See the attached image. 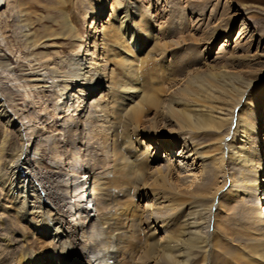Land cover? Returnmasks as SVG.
Segmentation results:
<instances>
[{
  "label": "rangeland",
  "instance_id": "rangeland-1",
  "mask_svg": "<svg viewBox=\"0 0 264 264\" xmlns=\"http://www.w3.org/2000/svg\"><path fill=\"white\" fill-rule=\"evenodd\" d=\"M125 1L137 7L136 19L146 32L144 37H148L147 40H141L145 49L135 59L137 71L134 77L124 84V87L129 86L136 91V101L143 94L135 115L124 116L120 113L119 117L113 119L112 110L108 109V98L112 95L109 96L106 89L94 97H84L82 104L87 103L88 107L84 111H76L72 107L75 98L66 99V95L59 97L61 92L56 85L61 77L51 80L49 75L52 72L43 71L42 68L45 64L58 67L63 62L62 71L71 72L75 68L73 60L76 57L87 54V58H92L101 54L103 50L100 45H104L105 41L101 40L100 30H106L114 22L112 18L120 15L119 11ZM62 2L19 0V4H13L11 1L0 10V98L4 99V105L0 107V165L6 162L9 153L20 150L19 135L16 132L20 128L27 144V153L25 157L22 156L26 165L21 170L29 171L34 185L50 192L57 201L70 194L72 196L76 190L79 192L75 195L84 197L88 183H83L90 174L94 179L97 173L106 174L117 168L116 175L121 174L120 184H125L123 187L127 193L131 190L128 194L131 196L132 222L128 229H123L126 233L122 238L127 245L124 250L131 254V264H160L159 248L148 245L155 243L159 247V242L164 241L166 234L174 232L175 227L167 226L159 230L152 218L171 219V213L176 211L175 208L173 211L168 210L167 201L161 195L185 194L194 187L199 176L197 161H193V157L187 158L181 142L176 145L172 143L171 134L179 131L176 121L180 119L171 116V109L188 110L193 102L201 106L214 103L217 108H227L228 105L218 101L211 102L210 96H202L206 95L205 92L218 97L223 95L217 82L205 76L210 74L208 71L214 73L215 69L222 68L255 83L249 90L246 107L259 100L261 103L256 114L262 116L261 122L264 121V0ZM18 10H22L21 19L27 24L26 28L30 27L31 32H35L33 47L28 44L24 36L26 32L18 23ZM100 12H103L102 17L98 15ZM103 54H106L105 49ZM103 54L100 55L102 59ZM107 60L106 54L104 62H100L108 77L109 70L115 73L117 67L114 64L110 66ZM38 72L49 88L30 87L29 76ZM99 99L102 105L95 107V101ZM172 102L181 105L172 108ZM82 121L84 124H81ZM129 121L131 124L125 128L123 123ZM6 122L15 128H6ZM119 123L123 135L115 131ZM121 137L125 140L124 150L118 152V157L112 152L113 141ZM212 137L210 135L201 139L203 144L199 146L210 159L216 157ZM261 138L264 144V124L261 125ZM37 144L43 145V149L38 150ZM262 159L264 170V156ZM118 162L121 165L119 169ZM166 166L168 174L162 183L156 169L165 171ZM230 168V165L223 166V172L217 179L218 185H222L225 173L233 172L237 175V171H234L236 169L230 171ZM83 169L89 174L81 176L77 182L73 181V177L65 176L66 170L67 174L69 171V174L79 175ZM261 178H264V172ZM65 183L67 190L63 187ZM259 184L260 192L264 190V182ZM44 191L38 192L43 199ZM113 191L114 196H117L116 192L119 191ZM151 194H156L159 199L154 200ZM69 200L72 202V197ZM49 201L53 202L50 196ZM91 203L94 204V201L87 203V210ZM259 203L264 205V201ZM8 207L0 189V242L11 243L7 248L0 244V264H18L19 258L29 250L35 255L34 251L40 250L42 242L37 239V234H32L30 223L18 220L11 211H6ZM93 210L94 207L90 215L94 214ZM229 214H226L228 222L224 228L218 230L219 238L227 246H221V251L215 250V253L210 249L203 259L198 257L192 264H255L233 258L234 254L226 249L228 246H237L235 251L231 249L233 247L229 251L239 254L247 252L238 250L247 236L241 210ZM64 219V223L70 222V215ZM120 223H124V220ZM67 227L74 240V227ZM92 231L89 234L98 243L103 237L102 231L100 227H94ZM92 240L89 239L90 242ZM24 241L30 247H22ZM98 247L96 251L90 250L91 253L84 259H89L92 264H104L103 259L108 255L107 247ZM109 248L112 249V246ZM96 256L100 259L95 260ZM256 264H264V261Z\"/></svg>",
  "mask_w": 264,
  "mask_h": 264
},
{
  "label": "bare ground",
  "instance_id": "bare-ground-1",
  "mask_svg": "<svg viewBox=\"0 0 264 264\" xmlns=\"http://www.w3.org/2000/svg\"><path fill=\"white\" fill-rule=\"evenodd\" d=\"M11 1L13 4H19V0ZM11 1L3 0L2 2L0 0V10L5 5L8 6ZM60 3H63L62 0H60ZM135 8L137 7L134 4L129 5L125 1L119 11V14L123 16L117 15V18H112L114 22H111L112 24L106 30L102 28L100 30L102 32L101 40L105 41L104 45L100 46L103 52L104 49L106 51L108 58L106 62L111 63L110 66L114 64L117 67V72L112 73V70H109L110 73L107 77L102 66L103 63L101 64L106 57L103 52L98 56L94 55L92 58H87V54L84 57H76L73 60L75 68L73 71L70 69L71 72L62 71L63 62L59 63L58 67L52 64L43 66V71L52 72L49 79L53 80V78L61 77L57 80L56 85L59 87L58 91L61 92L59 97L66 95V99L75 98L76 101L72 107L76 111L79 109L84 111L86 108L87 103L82 104L84 97L89 98L90 95L94 97L102 89H106L109 96L112 95L108 98L110 106L107 105V107L112 110L113 119L119 117L120 113L124 116L133 113L135 115V110L139 105L138 101L143 94L136 101V91H133L129 86L124 87V84L134 77L137 71L135 59L140 56L141 50L145 49L144 45L141 44V40L143 38V40H147L148 38L144 37L146 32L136 19L137 11H135ZM17 13L20 17L18 23L20 22V26H23L26 32L24 36L28 40V44L33 47L35 32H31L30 27L26 28L27 24L23 23L24 20L21 19L22 10H18ZM102 13L100 12L98 15L102 17ZM102 54L103 59L100 58ZM69 63L68 65H70ZM208 73L210 74L205 75L206 78L214 79L217 82L223 97H218L213 93L208 95L206 92V95L202 96H210L211 102L215 100L225 106L228 105V107L220 109L214 103L201 106L193 102L188 110L171 109V116L180 119V121H176L179 125V131L171 134L172 143L176 145L181 142L183 151L186 152L185 155H188L187 158L193 157V161H197L199 176H197L194 187L187 193L161 195L167 201L166 207L169 211L176 209L174 213H171L173 214L171 219L168 217L159 220L158 218H152V215L150 216L159 230L164 227L167 228V226L175 227L174 232L166 234L164 241L159 242V247L155 243H149L148 245L159 248L157 250L160 253L158 255L160 264H192L198 257L203 259L210 249L213 253H215V250L221 251V246L226 244L222 243L219 238L218 230L224 228L225 223L228 222L226 214L230 216L229 213L233 214L237 209L241 210L242 221L246 224L243 225L244 231L247 235L243 245L238 246L240 247L238 250H247V252L239 254V252L229 251L231 247L235 251L237 246H228L226 249L229 253L234 254L233 258L238 260L241 258L245 262L255 264L264 261V205L259 203V201H264V193H262L264 190L259 192L261 189L259 183L264 182V178H261L264 172L262 166L264 144L261 138V125L263 126L264 121L261 122L260 117L262 116L256 114V111H259L258 108L261 102L257 100L246 107L249 90L253 88L254 82L240 75L226 72L222 68L215 69L214 73L210 71ZM29 78L31 88L43 89L50 87L47 86L40 72L29 76ZM2 102H4V99L0 98V107L4 105ZM95 103L97 104L95 107L102 105L101 99L96 100ZM172 104V108L181 105L179 102H172ZM70 123L73 124V121ZM110 123H113V121H110ZM5 124L6 128H15L10 123L6 122ZM81 124H84V122L82 121ZM130 124L131 121L123 123L125 128ZM115 131H118V135H123L120 123ZM16 132L19 135L21 148L18 151L9 153L7 159H5L6 162L3 161L0 165V189L3 191L9 205L6 211H11L18 220L29 222L33 227L32 234H37V239L42 242L40 250L34 251L35 255L29 250L19 258L18 264H92L89 259L84 258L91 253L90 250L95 249L96 251L99 245H102L103 248L107 247L108 255L103 259L104 264L109 262H111L110 264H131V254L124 250L127 245L122 238L126 233L125 228L128 229L132 222L131 201L129 200L131 196L128 194L131 190L127 193L126 188L123 187L125 184H120L121 174L118 173L120 176L116 175L115 170L117 168H113L112 172L106 174L100 173L99 175L97 173V177L94 179L91 178L90 174L85 179L87 181L83 183V185L88 183V187L84 190V193L86 192L84 197L79 194L75 195L76 192H79L76 190L72 196L69 193L68 197L57 201V198L50 192L38 189L34 185V179L29 171L24 172L26 169L21 170V167L26 165L25 158H22V156L25 157L27 153V144L24 142L20 128ZM113 134L115 135V132ZM210 135L213 136L211 142L215 145L214 156H216L211 159L199 147L203 144L201 139ZM124 142L123 137L113 141L114 148H112V152L115 156L120 157L118 152L124 150ZM36 147L40 150L44 146L37 144ZM116 149L117 152H115ZM225 165L231 166L230 171L236 169L234 171H237V175L235 176L233 172L230 174L229 172L228 174L225 173L222 185H218L217 179L223 172V166ZM117 166H119L118 169L121 168L120 162L117 163ZM166 168L168 167H165V171L156 169L162 183L168 174ZM85 174H89L86 169L81 170L79 175L69 174V171L67 174L66 170L65 176L68 178L73 177V181L77 182ZM66 183L63 185L65 190H67ZM25 187L27 188L26 191L21 194ZM113 190L119 191L116 192L117 196H114ZM39 191L45 192V200L38 193ZM151 195L154 200L159 199L156 194ZM49 196L52 197L53 202L49 201ZM91 196L94 200L91 199ZM71 197L72 202L69 200ZM117 199L123 200L119 201ZM92 201H94V204L91 203L90 209L87 210V203ZM93 207L95 208V211L93 210L94 214L90 215ZM147 209L150 210L149 206ZM4 213L6 212L4 211ZM69 215L70 222L64 223L65 216ZM123 220L124 223H120ZM139 222L141 223V221ZM68 225L74 227L73 231L76 233L74 240H72L73 237L68 231ZM94 227H100L103 234L98 243H95L91 234H89L93 232ZM0 244L4 248L11 245L9 241L0 242ZM110 245L112 249L109 248ZM26 246L30 247L28 242L24 241L22 247ZM152 255L151 253V259L153 258ZM99 259V256L95 257V260Z\"/></svg>",
  "mask_w": 264,
  "mask_h": 264
}]
</instances>
